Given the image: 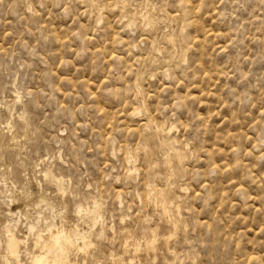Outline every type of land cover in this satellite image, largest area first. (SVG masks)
I'll use <instances>...</instances> for the list:
<instances>
[{"label":"rangeland","instance_id":"374dc122","mask_svg":"<svg viewBox=\"0 0 264 264\" xmlns=\"http://www.w3.org/2000/svg\"><path fill=\"white\" fill-rule=\"evenodd\" d=\"M8 222L77 264H264V0H0Z\"/></svg>","mask_w":264,"mask_h":264},{"label":"bare ground","instance_id":"6f19581e","mask_svg":"<svg viewBox=\"0 0 264 264\" xmlns=\"http://www.w3.org/2000/svg\"><path fill=\"white\" fill-rule=\"evenodd\" d=\"M125 4V3H124ZM156 5L154 4V7H155ZM116 7V6H115ZM117 8V7H116ZM155 9V8H154ZM124 11V10H123ZM134 17H135V15H134ZM143 17V16H142ZM147 18V17H146ZM162 19V18H161ZM163 20H166V19H163ZM153 21V20H152ZM195 39V38H194ZM172 43V42H171ZM180 44V43H179ZM182 44V43H181ZM174 45V44H173ZM138 87V86H137ZM17 97H18V94H17ZM19 98H21V97H19ZM18 101V100H17ZM133 112H134V110H133ZM20 117H22V116H20ZM9 125H10V127H12L13 126V123H12V121H10L9 122ZM9 127V126H8ZM157 128V127H156ZM159 131V130H158ZM158 133V132H157ZM158 136V135H157ZM159 139V138H158ZM153 146V145H152ZM158 147V146H157ZM172 147H174V146H172ZM161 148V147H160ZM155 149H156V147H155ZM158 149V148H157ZM154 150V148L152 149V151ZM159 150V149H158ZM166 150V149H165ZM181 150V149H180ZM178 151V150H177ZM158 153V152H157ZM169 152H167V154H168ZM132 155V154H131ZM131 155H129V157L131 156ZM156 156H159V155H156ZM162 155H160V157H161ZM163 157V156H162ZM127 158V157H126ZM165 159H166V156L164 157ZM158 159V158H157ZM162 160H164V159H162ZM129 161H131V159L129 160ZM129 161H128V163H129ZM161 161V160H160ZM159 161V162H160ZM179 161V160H178ZM136 162V161H135ZM135 162H134V164H135ZM162 162V161H161ZM175 162V161H174ZM173 162V163H174ZM170 163H171V161H170ZM177 163V162H176ZM154 164H156L155 162H154ZM172 164V163H171ZM170 164V165H171ZM179 164V163H178ZM151 165V164H150ZM160 165V164H159ZM162 165V164H161ZM166 165V164H165ZM134 166V165H133ZM174 167V166H173ZM172 168V167H171ZM174 168H176V167H174ZM173 168V169H174ZM172 170V169H171ZM46 172H48L49 174H51V176H52V178H54V179H56L58 182H61V180H62V177H58V176H56V175H54L53 173H51V171H46ZM45 172V173H46ZM130 172H132V171H130ZM164 172V171H163ZM181 172H182V170H181ZM47 173V174H48ZM167 173V172H166ZM160 174H161V172H160ZM185 174V173H184ZM162 175H165V174H162ZM161 175V176H162ZM50 176V175H49ZM48 176V177H49ZM172 176V175H171ZM182 176V175H181ZM163 177V176H162ZM165 177H167V176H165ZM170 177V176H169ZM47 178V177H46ZM50 178V177H49ZM164 178V177H163ZM163 178H162V180H163ZM172 178V177H171ZM53 179V180H54ZM170 179V178H169ZM52 180V179H51ZM54 182V181H53ZM166 182V181H165ZM170 182V181H169ZM63 183V182H62ZM55 184V183H54ZM61 184V183H60ZM59 185V184H58ZM58 189V188H57ZM183 189V188H182ZM59 191V190H58ZM60 191H61V193H62V191H64V190H62V188L60 187ZM164 193V192H163ZM152 194V193H151ZM159 195H160V193H159ZM96 196V195H95ZM152 197V196H151ZM155 196H153V198H154ZM161 197V196H160ZM94 198V197H93ZM152 198V199H153ZM163 198V197H162ZM95 200H94V202L93 203H97V200H96V198H94ZM100 200V199H99ZM101 200H103V198L101 199ZM150 200V199H149ZM164 200H166V199H164ZM12 201V200H11ZM42 201V200H41ZM102 201H100L99 202V205H100V203H101ZM104 202V201H103ZM165 202V201H164ZM164 202H162L163 204H164ZM90 203L91 202H87L86 204H87V207H89V205H90ZM161 203V202H160ZM159 203V204H160ZM161 203V204H162ZM165 203H167V202H165ZM98 204V203H97ZM102 204V203H101ZM172 204V203H171ZM174 204V203H173ZM94 205V204H93ZM168 205V204H167ZM169 206V205H168ZM86 207V209H88ZM95 207V206H94ZM159 207H162L161 205L159 206ZM172 207V206H171ZM170 207V208H171ZM96 208V207H95ZM167 208V207H166ZM166 208H163L164 210L166 209ZM92 209V208H91ZM161 209V208H160ZM178 209H180V208H178ZM79 213H83V210H84V207L83 206H80L79 205ZM99 210H100V208H99ZM102 210V209H101ZM162 210V209H161ZM177 209H175V211H176ZM168 211V210H167ZM179 211V210H178ZM93 212H95L94 210H93ZM101 212V211H100ZM165 212V211H164ZM181 212V211H180ZM179 212V213H180ZM11 212H9V214H10ZM79 213H77V214H79ZM86 213V212H85ZM87 213H88V210H87ZM99 213V212H98ZM97 213V214H98ZM96 214V215H97ZM163 214V213H162ZM166 214V213H165ZM167 214H168V212H167ZM172 214H173V211H172ZM175 214V213H174ZM11 215L12 216H14L13 215V213H11ZM17 215V214H16ZM91 215V214H90ZM164 215V214H163ZM177 215V214H176ZM10 216V215H9ZM100 216V215H99ZM164 217H167L166 215L164 216ZM174 217V216H173ZM172 217V218H173ZM176 217V216H175ZM178 217V216H177ZM10 218H12V217H10ZM171 218V217H170ZM99 219H101V218H99ZM167 220V219H166ZM172 220V219H171ZM9 221V220H8ZM12 221V220H11ZM11 221H9V222H11ZM15 221V220H14ZM168 221H170V219L169 220H167V222ZM174 221H176V220H174ZM8 222V224H7V226H6V237H5V240H4V243H3V241H0V242H2L3 244H4V247L5 248H2V249H5V252H6V256H7V259L6 258H4V259H6L5 261L6 262H3L2 260H0V264H9V258H10V262H11V258L16 262V264H26V263H24L23 261H22V254L23 253H26V254H28L30 257L29 258H31V260H30V262L29 261H27L29 264H77V263H75V262H73L72 260H71V258H70V252H71V250H72V248H75V246H76V243H75V240H74V236L70 233V232H68V229H66L65 227L66 226H64L63 225V228H56V232H54V230H55V228H54V226L53 225H55V224H53L52 226H49V228H48V230H47V232H45L44 233V231L45 230H41V229H38L39 228V226H38V223H28L29 225H27L28 226V232H29V234L28 235H26L24 238H21V237H19L18 236V234L16 233V229H17V224H12V223H9ZM99 222V221H98ZM179 222V221H178ZM18 223V222H17ZM170 223V222H169ZM174 223H176V222H174ZM170 225H172V223L170 224ZM169 225V226H170ZM179 225V224H178ZM177 225V226H178ZM57 226V225H56ZM71 226V225H70ZM74 226H75V224H74ZM172 226H174V225H172ZM48 227V226H47ZM62 227V226H61ZM71 228V227H70ZM169 228H173V227H169ZM174 228H175V226H174ZM178 228H179V226H178ZM47 229V228H46ZM158 229V228H157ZM156 229V230H157ZM73 230V229H72ZM178 230V229H177ZM77 231V230H76ZM158 231H160V229L158 230ZM5 232V231H4ZM157 231H155V233H156ZM168 232L169 231H167V234H168ZM74 233V232H73ZM147 233V232H146ZM160 233V232H159ZM76 234H78L77 232H76ZM80 235V236H79ZM79 235H77V236H79V241H81V242H83V246L82 247H79L78 246V250L79 251H83V250H85V249H87L88 247H91L92 245H93V241H91V240H89V238H88V236L86 235V234H83V233H79ZM161 235V234H160ZM31 236V238H32V242H33V245H34V248L35 249H39L41 252L40 253H35V250H34V252L32 251V250H29V248H28V242H29V237ZM76 236V237H77ZM163 236H165V235H163ZM169 236V235H168ZM171 236V235H170ZM174 236V235H173ZM176 236V235H175ZM167 237V236H166ZM168 238V237H167ZM170 238V237H169ZM77 239V238H76ZM125 239H127V237L125 238ZM164 239H165V237H164ZM31 240V239H30ZM172 240V239H171ZM124 241V240H123ZM152 240H151V238H150V242H151ZM165 241V240H164ZM149 242V241H148ZM135 243V242H134ZM127 244H129V242L128 241H126V245ZM147 244V243H146ZM155 244V243H154ZM161 244H164V243H161ZM160 244V245H161ZM170 244V243H169ZM30 245H31V243H30ZM131 245V244H130ZM165 245H167V244H165ZM22 246H24V248L25 247H27L25 250H22ZM128 246V245H127ZM147 246V245H146ZM149 246H150V244H149ZM164 246V245H163ZM163 246H162V248H163ZM1 247V246H0ZM166 247V246H165ZM169 247H170V245H169ZM167 248V247H166ZM171 248V247H170ZM123 249V248H122ZM131 249H133V248H131ZM155 249V248H154ZM124 250V249H123ZM122 250V251H123ZM171 251V249L169 250V252ZM0 252H1V250H0ZM124 252V251H123ZM127 252V251H126ZM156 252V251H155ZM167 252V251H166ZM128 253V252H127ZM138 253V252H137ZM5 254V253H4ZM129 254V253H128ZM132 254V253H131ZM134 254V253H133ZM23 255H25V254H23ZM168 255H170V253L168 254ZM167 255V256H168ZM2 256V255H1ZM123 256V255H122ZM121 256V257H122ZM130 256V255H129ZM135 256V255H134ZM3 257H5V256H2L1 258L3 259ZM138 257V256H137ZM169 257V256H168ZM176 257H178V256H176ZM125 258V257H124ZM124 258H123V260H124ZM171 258V257H170ZM173 258V257H172ZM171 258V259H172ZM174 258H175V256H174ZM140 259V258H139ZM123 260H120V261H123ZM169 260V259H168ZM24 261H26V260H24ZM126 261V260H125ZM179 261V260H178ZM178 261H176V263L178 262ZM134 262H135V260H134ZM140 262V261H139ZM142 262V261H141ZM122 263V262H121ZM120 263V264H121ZM166 263V262H165ZM168 263V262H167ZM170 263V262H169ZM172 263H174V262H172ZM11 264V263H10ZM123 264V263H122ZM126 264V263H125ZM127 264H133V262H132V259L127 263ZM142 264V263H141ZM146 264V263H145ZM175 264V263H174Z\"/></svg>","mask_w":264,"mask_h":264}]
</instances>
